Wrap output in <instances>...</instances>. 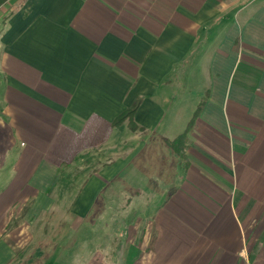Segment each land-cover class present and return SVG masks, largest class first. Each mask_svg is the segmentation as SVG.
Listing matches in <instances>:
<instances>
[{"label": "crops", "instance_id": "obj_1", "mask_svg": "<svg viewBox=\"0 0 264 264\" xmlns=\"http://www.w3.org/2000/svg\"><path fill=\"white\" fill-rule=\"evenodd\" d=\"M112 210L110 264H264V0H1L0 264Z\"/></svg>", "mask_w": 264, "mask_h": 264}, {"label": "rangeland", "instance_id": "obj_2", "mask_svg": "<svg viewBox=\"0 0 264 264\" xmlns=\"http://www.w3.org/2000/svg\"><path fill=\"white\" fill-rule=\"evenodd\" d=\"M115 212L117 213L118 211ZM113 213V210L106 211L104 218L95 227L90 228V225H86L88 227L83 228V232L81 231L78 236L72 235L63 242L60 240L55 242L59 246L57 249H54V256L46 264H110L109 256L113 252V244L110 246L109 239L112 240L113 237L111 236L114 233L113 225H111V215ZM94 216L95 213L93 211L90 214V218L86 220V223L91 224ZM88 228L90 229V233H88ZM113 236L119 237L118 234ZM80 237L83 238L80 239ZM100 245H103L105 248H101L102 246ZM105 254H109L108 258L103 259L100 257Z\"/></svg>", "mask_w": 264, "mask_h": 264}, {"label": "trees", "instance_id": "obj_3", "mask_svg": "<svg viewBox=\"0 0 264 264\" xmlns=\"http://www.w3.org/2000/svg\"><path fill=\"white\" fill-rule=\"evenodd\" d=\"M1 3V0H0ZM138 102L125 109L115 120V124L126 123L131 130H137L138 127L134 122L133 116L137 108ZM198 116V110L192 115L185 130L176 138L168 141L167 144L171 147L176 154L182 156L185 147L188 145V134L193 129L194 122Z\"/></svg>", "mask_w": 264, "mask_h": 264}]
</instances>
